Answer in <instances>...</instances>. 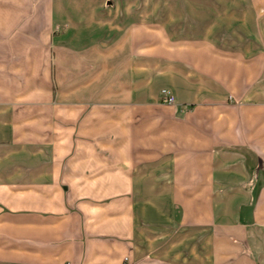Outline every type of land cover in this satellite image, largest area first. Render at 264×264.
<instances>
[{"label": "crops", "instance_id": "0c3cea01", "mask_svg": "<svg viewBox=\"0 0 264 264\" xmlns=\"http://www.w3.org/2000/svg\"><path fill=\"white\" fill-rule=\"evenodd\" d=\"M102 2L0 0V190L36 197L4 202L29 209L0 215V264H264V64L249 23H230L246 31L231 30L240 52L205 19L124 25ZM176 21L198 32L171 36ZM66 180L85 197L67 212Z\"/></svg>", "mask_w": 264, "mask_h": 264}, {"label": "rangeland", "instance_id": "374dc122", "mask_svg": "<svg viewBox=\"0 0 264 264\" xmlns=\"http://www.w3.org/2000/svg\"><path fill=\"white\" fill-rule=\"evenodd\" d=\"M98 1L100 0H93V2ZM102 3L109 8L122 7V23L124 25L131 24L133 22L131 19L132 17L138 18L148 26H155L157 22H167L168 17H170L169 19H186V22H188L187 20H190L194 22V25L190 28L197 29L198 20L205 19L208 26H210V24L216 26V33L218 36H223L222 39L225 44L234 41L237 43L239 41L236 48L240 52H244L247 49L246 42L244 41L242 43L241 39H230V35H232L231 30L234 34L241 36L246 34V31L242 30L238 25H230V23L232 22V24H234L237 22L238 24V18H245L246 22L249 23V31L256 35L255 46L252 51L254 52L253 55L256 60L260 61L259 63H256V69L262 70V65L264 64V0H103ZM135 12L137 15H134ZM177 22L178 21L175 22L177 26H174L175 24L172 25L175 30L171 28V30L168 31L169 35L183 36L187 33L198 32V30L195 29L191 30V32L189 29L187 30L189 26L185 21H182V24ZM129 59H131L129 46L122 47V65H127ZM125 85L127 87L131 85L129 78L125 80ZM125 106L128 107V104H122V119L133 117L134 113L132 112V115L129 116L128 109H125ZM153 111L157 112L159 109L154 108ZM127 123L128 121L123 122V124ZM124 130L125 127L122 126V145L125 143ZM31 163H35V160L13 159L11 162L13 168L29 166ZM0 166H5L3 160H0ZM14 177L15 176L12 178ZM67 177L68 176H62V179ZM72 184L69 183L68 180L62 181L61 190L59 193L55 192V197L61 199L62 204L65 202L66 206L62 207L65 212L69 210L68 203L70 199H72V202H74V199L77 201L85 199L84 196L79 195L80 192L78 190L73 189L75 186L73 187ZM92 193L96 194L98 192ZM22 196L25 197V199L27 198L28 201L34 200V202H36V197L27 192L0 190V215L9 214L16 216L28 211L29 208L18 205L16 206L14 203L12 207L4 205V202H7V199L20 202ZM86 200L95 201L98 199L88 195ZM31 209L32 208H30V210Z\"/></svg>", "mask_w": 264, "mask_h": 264}, {"label": "built area", "instance_id": "2783aa9c", "mask_svg": "<svg viewBox=\"0 0 264 264\" xmlns=\"http://www.w3.org/2000/svg\"><path fill=\"white\" fill-rule=\"evenodd\" d=\"M161 99L163 103L168 105H173L176 102L174 94L170 90L165 88L162 90Z\"/></svg>", "mask_w": 264, "mask_h": 264}]
</instances>
